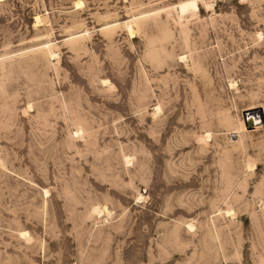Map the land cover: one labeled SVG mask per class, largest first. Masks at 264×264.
Listing matches in <instances>:
<instances>
[{"label": "rangeland", "instance_id": "obj_1", "mask_svg": "<svg viewBox=\"0 0 264 264\" xmlns=\"http://www.w3.org/2000/svg\"><path fill=\"white\" fill-rule=\"evenodd\" d=\"M249 109L264 0H0V264H264Z\"/></svg>", "mask_w": 264, "mask_h": 264}, {"label": "bare ground", "instance_id": "obj_2", "mask_svg": "<svg viewBox=\"0 0 264 264\" xmlns=\"http://www.w3.org/2000/svg\"><path fill=\"white\" fill-rule=\"evenodd\" d=\"M76 6H81V4L78 2H76ZM192 7V8H194V9H197V7H196V2H194V1H188V2H186V3H181V4H179L178 5V10H179V12H180V14H184V13H186V11H187V9H188V7ZM36 22H37V18H36ZM128 31H129V34L132 36V34H133V31L131 30V28L130 27H128ZM250 110L251 109H249V110H246V111H248L249 113H247L246 114V116L247 117H249V118H252V116L251 115H254L253 113L254 112H251L250 113ZM256 119V124H258L257 123V117H254V120ZM244 120H245V117H244V119H243V123H244V125H241V127H240V129L242 130V131H244L245 129L247 130V128H246V126H245V122H244ZM255 129H257V128H254V130ZM240 130V131H241ZM105 210V209H104ZM187 227H189V228H192V225L190 226V224L187 226ZM22 235V237H25L26 236V234H21Z\"/></svg>", "mask_w": 264, "mask_h": 264}, {"label": "water", "instance_id": "obj_3", "mask_svg": "<svg viewBox=\"0 0 264 264\" xmlns=\"http://www.w3.org/2000/svg\"><path fill=\"white\" fill-rule=\"evenodd\" d=\"M251 112H254L253 114L254 115H251L252 118H249L246 116L247 113H249L248 111L244 112L243 116L245 117V126L247 128V130H251V129H254V128H258V127H261L263 126V123H264V115H262V112L260 109H255V110H250V113ZM254 117H257V123L256 124V119L254 120Z\"/></svg>", "mask_w": 264, "mask_h": 264}]
</instances>
